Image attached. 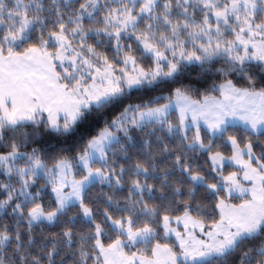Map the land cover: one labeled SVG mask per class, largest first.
Wrapping results in <instances>:
<instances>
[{
    "label": "snow or ice",
    "instance_id": "snow-or-ice-1",
    "mask_svg": "<svg viewBox=\"0 0 264 264\" xmlns=\"http://www.w3.org/2000/svg\"><path fill=\"white\" fill-rule=\"evenodd\" d=\"M0 264H264V0H0Z\"/></svg>",
    "mask_w": 264,
    "mask_h": 264
}]
</instances>
